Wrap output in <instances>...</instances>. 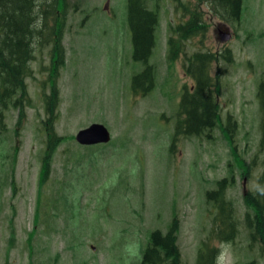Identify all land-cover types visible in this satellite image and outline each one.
I'll return each mask as SVG.
<instances>
[{
	"label": "rangeland",
	"instance_id": "obj_1",
	"mask_svg": "<svg viewBox=\"0 0 264 264\" xmlns=\"http://www.w3.org/2000/svg\"><path fill=\"white\" fill-rule=\"evenodd\" d=\"M64 1L60 41L36 47L2 118L0 264H142L149 232L171 226L181 264H196L205 239L219 264H264V0H243L237 20L205 0H142L157 16L146 64L132 58L126 0ZM197 51L215 55L217 118L185 135L177 123ZM147 67L142 95L131 79ZM93 124L108 143L76 140ZM223 180L238 227L227 243L210 233L220 214L206 197Z\"/></svg>",
	"mask_w": 264,
	"mask_h": 264
},
{
	"label": "trees",
	"instance_id": "obj_2",
	"mask_svg": "<svg viewBox=\"0 0 264 264\" xmlns=\"http://www.w3.org/2000/svg\"><path fill=\"white\" fill-rule=\"evenodd\" d=\"M242 1L205 0L218 9L230 12L236 20L240 19ZM126 8L132 40V58L146 64L155 45L157 16L148 10L142 0H126ZM66 10L67 5L65 1L61 3V0H0V134L4 130V110L16 93L24 89V79L31 72L36 47L46 41H54L55 45L60 41V18L61 13H66ZM49 16L57 17L52 26L47 21ZM199 22V14L193 12L187 33H194ZM183 31L178 24L175 33L181 35ZM174 39L175 37L169 40L172 47ZM212 53L197 51L189 60L187 72L191 74L194 86L182 97L180 112L183 118L177 123V127L185 135H198L205 129H211L217 118L218 103L212 95L210 75V62L215 56ZM143 70L144 72L131 79V85L135 88L133 91L139 89L142 95L152 88L154 79L150 67ZM262 107L264 116V102ZM49 130L54 132L52 124ZM224 184L225 180L221 181L218 189L207 192L206 196L209 201L215 203L220 214L210 233L221 243L233 241L238 233L234 211L222 193ZM253 203L259 211L257 217H262L263 206L255 201ZM175 233L176 228L173 226L165 233L159 230L149 232L147 245L141 253L142 264H162L165 260L169 261V264H181ZM218 257L219 249L210 243V239H205L198 250L196 264H219Z\"/></svg>",
	"mask_w": 264,
	"mask_h": 264
},
{
	"label": "water",
	"instance_id": "obj_3",
	"mask_svg": "<svg viewBox=\"0 0 264 264\" xmlns=\"http://www.w3.org/2000/svg\"><path fill=\"white\" fill-rule=\"evenodd\" d=\"M227 38H228V36H227ZM91 128H96L98 131H100L102 133L100 138L95 139V140L90 139V129ZM76 140L80 143H86V142H97V141L107 142L109 139H108L107 132L102 129V126L93 124L90 126V128L79 130L76 134Z\"/></svg>",
	"mask_w": 264,
	"mask_h": 264
},
{
	"label": "clouds",
	"instance_id": "obj_4",
	"mask_svg": "<svg viewBox=\"0 0 264 264\" xmlns=\"http://www.w3.org/2000/svg\"><path fill=\"white\" fill-rule=\"evenodd\" d=\"M261 191H264V190H261Z\"/></svg>",
	"mask_w": 264,
	"mask_h": 264
}]
</instances>
